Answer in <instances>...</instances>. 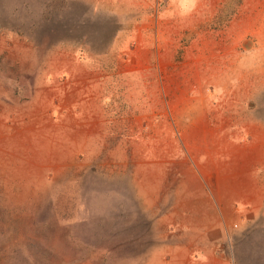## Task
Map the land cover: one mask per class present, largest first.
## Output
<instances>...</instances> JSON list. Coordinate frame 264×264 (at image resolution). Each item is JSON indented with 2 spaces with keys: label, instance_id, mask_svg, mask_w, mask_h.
Segmentation results:
<instances>
[{
  "label": "rangeland",
  "instance_id": "374dc122",
  "mask_svg": "<svg viewBox=\"0 0 264 264\" xmlns=\"http://www.w3.org/2000/svg\"><path fill=\"white\" fill-rule=\"evenodd\" d=\"M110 5L0 0V264H264V0L125 79Z\"/></svg>",
  "mask_w": 264,
  "mask_h": 264
},
{
  "label": "crops",
  "instance_id": "0c3cea01",
  "mask_svg": "<svg viewBox=\"0 0 264 264\" xmlns=\"http://www.w3.org/2000/svg\"><path fill=\"white\" fill-rule=\"evenodd\" d=\"M161 1L162 0H106L107 6L110 2V7L112 8L106 12H104L103 9L98 10V14L101 16L100 21H102L105 26L103 29L104 34L107 31L110 33L114 32L111 34V38L109 37L110 43L120 48L119 51H114L112 56H105L108 58V62H111L110 68L108 67L110 75L106 76L108 79H125L139 76L136 72L140 69V65H143V70L146 68L148 69L152 65L156 51L154 47L176 46L174 31L177 30V27L174 23L179 21L177 17L171 19L161 18L160 12H158V6ZM93 4L95 5V3L91 2V5ZM166 5H168V1ZM125 7L127 8V12L121 14V8ZM125 21H129L130 24H125ZM163 21L165 23H162ZM170 24H174L172 29L169 28ZM119 29L123 30V33H120L117 37ZM103 40L106 41L105 38ZM128 44H130L131 47L133 46L132 51L128 49ZM163 54L164 53L159 55H162L163 58L158 57L156 59L157 62L161 63L162 60L171 61L169 58H164Z\"/></svg>",
  "mask_w": 264,
  "mask_h": 264
},
{
  "label": "clouds",
  "instance_id": "9594fccd",
  "mask_svg": "<svg viewBox=\"0 0 264 264\" xmlns=\"http://www.w3.org/2000/svg\"><path fill=\"white\" fill-rule=\"evenodd\" d=\"M200 0H168V6L160 13L162 19L179 17L186 19L197 9Z\"/></svg>",
  "mask_w": 264,
  "mask_h": 264
}]
</instances>
